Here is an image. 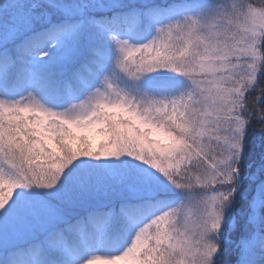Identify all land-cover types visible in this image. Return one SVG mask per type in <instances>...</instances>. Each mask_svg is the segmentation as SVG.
Instances as JSON below:
<instances>
[{"label": "snow or ice", "instance_id": "obj_1", "mask_svg": "<svg viewBox=\"0 0 264 264\" xmlns=\"http://www.w3.org/2000/svg\"><path fill=\"white\" fill-rule=\"evenodd\" d=\"M264 264V0H0V264Z\"/></svg>", "mask_w": 264, "mask_h": 264}, {"label": "rangeland", "instance_id": "obj_2", "mask_svg": "<svg viewBox=\"0 0 264 264\" xmlns=\"http://www.w3.org/2000/svg\"><path fill=\"white\" fill-rule=\"evenodd\" d=\"M99 264H103V262H98Z\"/></svg>", "mask_w": 264, "mask_h": 264}, {"label": "trees", "instance_id": "obj_3", "mask_svg": "<svg viewBox=\"0 0 264 264\" xmlns=\"http://www.w3.org/2000/svg\"><path fill=\"white\" fill-rule=\"evenodd\" d=\"M97 264H99V263L97 262Z\"/></svg>", "mask_w": 264, "mask_h": 264}]
</instances>
